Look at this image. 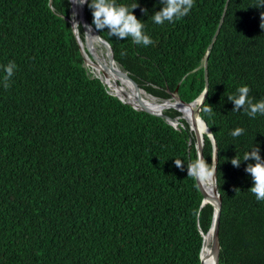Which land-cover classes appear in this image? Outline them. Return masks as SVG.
Here are the masks:
<instances>
[{"label":"trees","instance_id":"16d2710c","mask_svg":"<svg viewBox=\"0 0 264 264\" xmlns=\"http://www.w3.org/2000/svg\"><path fill=\"white\" fill-rule=\"evenodd\" d=\"M226 1L196 0L188 16L156 24L161 0H138L148 46L97 31L87 4L85 14L141 89L168 99L179 85L190 103L205 89L202 58ZM258 4L228 1L199 111L217 147L218 264H264V201L244 170L252 161L230 162L257 144L264 157V115L232 111L226 96L248 85L253 102L264 100ZM69 10L68 0H0V264H200L213 207L187 173L197 158L194 134L182 119L172 127L135 111L89 76L64 19ZM78 31L83 37L81 24ZM9 61L18 67L5 87ZM237 127L245 132L233 137ZM202 154L212 162L204 133Z\"/></svg>","mask_w":264,"mask_h":264},{"label":"clouds","instance_id":"9594fccd","mask_svg":"<svg viewBox=\"0 0 264 264\" xmlns=\"http://www.w3.org/2000/svg\"><path fill=\"white\" fill-rule=\"evenodd\" d=\"M80 4H87L92 11V25L97 31L107 29L109 33L125 40L131 37L136 45L148 46L153 43L152 38L144 31L145 22L138 19L134 14V9L139 7L138 0L135 4L128 6L127 4L118 3L117 0H79ZM196 0H161L159 11H155L152 15V20L156 24H163L165 21L174 22L189 15L194 8ZM264 7V0H259L257 8ZM144 14L146 9H141ZM264 18V13H262ZM264 24V23H262ZM261 24V25H262ZM89 29L92 30L91 26ZM15 61H9L3 66V80L5 87H8L7 81L14 75L17 69ZM251 89L248 85H243L237 88L235 94L226 95L228 100L234 105L232 111H242L249 117L255 118L257 114L264 115V100L253 102V98L249 96ZM204 94V99L205 95ZM205 111H213L209 105ZM245 132L242 127H237L231 133L233 137H238ZM209 136H214V133L208 130ZM252 161L245 167V172L248 173L252 180V186L249 188L251 193L255 195L257 201H264V157L261 155V148L257 144L250 151L244 153L243 161L238 155L231 159L233 167L239 168L242 162ZM174 163L181 171L184 170L185 164L180 159H174ZM188 176L194 177H214L217 171L216 163H209L202 157H197L195 160L187 164ZM239 190V189H237Z\"/></svg>","mask_w":264,"mask_h":264},{"label":"water","instance_id":"95a60500","mask_svg":"<svg viewBox=\"0 0 264 264\" xmlns=\"http://www.w3.org/2000/svg\"><path fill=\"white\" fill-rule=\"evenodd\" d=\"M68 1L70 3L69 16L64 18V19L70 24V28H71L73 37L75 39V42L78 46V49H79L80 54H81L82 59H83V65H84V67H86L87 63H86L83 51H82L81 46H80L79 33L74 30L73 26L70 23L69 17H70L71 9L73 8V5H72L70 0H68ZM228 1L229 0H227L225 3L224 11L222 13L219 25H218V27H217V29H216V31H215L212 39H211L210 44L207 47V50H206L203 58H202V65L201 66L204 69V78H205V89L203 90V92L192 102L186 103V102L182 101L178 96V87H179V85H178L177 88L175 89L174 93H171L170 98H168V99H159V98L154 97V96L147 93L149 96H151L153 99L156 100L152 103V105H148L137 94L140 90H142V91H144V90L141 89L137 85V83L130 77L128 72L123 70V69H116L112 66V63L115 62L112 49H111L109 43L107 41H105L104 39H102L100 37V35L98 34V32L88 22V20L86 18V14H85V5L86 4H80L79 0H73L74 8L76 9L77 15H78V23L81 24V27H82L83 39H84L85 44H86V52L90 58V60L88 62L97 66L110 80H112L114 87L119 92L118 95L117 94L115 95V94H111L108 90L109 95L116 97L121 103L130 106L135 111L148 113L150 115L162 118L168 125H170L172 127H177V126L183 127V124L179 120H181V119L184 120L185 123L188 125L189 131L194 134L196 155H197V157L199 156V157L203 158V154H202V151H203V135H202V139L200 141L199 136H198L197 131H196L197 126L195 124V120L197 119L198 121L202 122L205 126V129H206L204 131V135H206L208 137V139L211 141V144H212V149H213L212 162L216 163V165H217L216 142H215L214 136H209L208 130L210 131V129L207 127L205 122L201 119V117L199 115V111H200L201 104L204 100V94H205V92H207V86H208V75H207L208 62L207 61H208L209 51L212 48V46H213L214 42L216 41L217 36L219 34L220 27L222 25L223 18L225 16V12L227 9ZM90 26H91L92 30L89 29ZM90 37H93V38L101 41L103 43V45L109 50V52H110V63L109 64L101 62L100 60L97 59V57L95 56V53L92 51V45H91L92 41H91ZM93 77L97 78L103 85H105L104 82L100 78H98L96 76H93ZM116 77H120L123 80L127 81V83H129V85L131 86V88L133 90L132 93H129L128 91L121 88L120 84L116 81ZM195 104L197 106L195 109H193L192 107ZM179 108H184L185 110L189 111L191 118L193 120L192 125H190V123L186 119H184L182 115L180 117L170 118L165 114L166 111H169V110L177 111V109H179ZM211 179H212V189L213 190H212V194H208L203 190V187H202L201 182H200V177H196L198 187L201 190L202 194L204 195L203 205L207 204L208 202L212 203V207H213L212 222H211L210 229L208 230V232L206 234L209 233L210 237H211V254L213 257V264H218L219 249H220L219 237H218V225H219V215H220V209H221V200H220V195L218 193L217 184H216V174L214 177H211ZM203 237H204V235H203ZM203 240H202V245H203ZM201 249H202V246H201ZM201 249H200V253H199L200 264H202Z\"/></svg>","mask_w":264,"mask_h":264},{"label":"bare ground","instance_id":"6f19581e","mask_svg":"<svg viewBox=\"0 0 264 264\" xmlns=\"http://www.w3.org/2000/svg\"><path fill=\"white\" fill-rule=\"evenodd\" d=\"M72 5H73V8L71 9V14H70V23L71 25L73 26L74 30L78 31V26H79V23H78V15H77V11L76 9L74 8V2L73 0H70ZM79 37H80V46H81V49L83 51V54H84V57H85V60H86V68L89 70L88 72L90 74H93V75H96L98 78H100L106 88L109 90V92L111 94H119L118 90L114 87L113 85V81L110 80L97 66L89 63L88 61L90 60L89 58V55L87 54L86 52V44H85V41L83 39V37L80 36L79 34ZM91 39V45H92V51L95 53V56L97 57L98 60H100L101 62H104V63H110V52L109 50L103 45V43L93 37H90ZM112 66L116 69H121L120 66L114 62L112 63ZM116 81L120 84L121 88H123L124 90L128 91L129 93H132V88L131 86L129 85V83H127V81L123 80L122 78L120 77H116ZM139 97L148 105H152V103L154 101H156L155 99H153L151 96H149L147 93H145L144 91L140 90L138 93ZM196 104L193 105V109L196 108ZM178 113H179V117L182 115L184 119H186L190 125L193 124V120L191 118V115L189 113L188 110H185L184 108H179L177 109ZM195 124L197 126V134L199 136V140L201 141L202 139V135L204 133V131L206 130L205 129V126L202 122L198 121L197 119L195 120ZM200 182H201V185L203 187V190L208 193V194H212V179H211V176H205V177H200ZM203 245H202V249H201V259H202V264H213V257H212V254H211V237H210V234H204V237H203Z\"/></svg>","mask_w":264,"mask_h":264},{"label":"rangeland","instance_id":"374dc122","mask_svg":"<svg viewBox=\"0 0 264 264\" xmlns=\"http://www.w3.org/2000/svg\"><path fill=\"white\" fill-rule=\"evenodd\" d=\"M85 68H86V67H85ZM86 70H87V73H88L89 76H96V75L90 74V73L88 72L89 70H88L87 68H86ZM96 77H97V76H96Z\"/></svg>","mask_w":264,"mask_h":264}]
</instances>
